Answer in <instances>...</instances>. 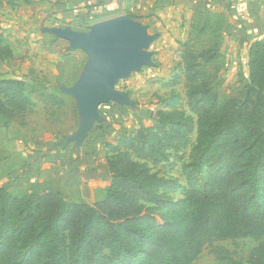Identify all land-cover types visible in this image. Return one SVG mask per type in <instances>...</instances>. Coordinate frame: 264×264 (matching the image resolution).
Returning <instances> with one entry per match:
<instances>
[{
    "label": "trees",
    "instance_id": "trees-1",
    "mask_svg": "<svg viewBox=\"0 0 264 264\" xmlns=\"http://www.w3.org/2000/svg\"><path fill=\"white\" fill-rule=\"evenodd\" d=\"M6 2L14 7L32 0ZM228 25L220 11L192 13L180 76L165 82L172 86L183 77L190 114L172 93L158 98L150 124L114 133L108 117L122 106L104 104L106 121L84 138L100 139L104 150L110 183L102 198L71 201L37 185L21 194L0 186V264H191L207 245L219 263L234 264L214 242L264 238V36L247 44L248 82L236 95L220 96L211 69ZM12 56L0 34V62ZM28 104L23 80L0 78L1 121ZM194 130L186 185L154 171L171 156L181 159ZM177 191L181 198L175 199Z\"/></svg>",
    "mask_w": 264,
    "mask_h": 264
},
{
    "label": "rangeland",
    "instance_id": "rangeland-1",
    "mask_svg": "<svg viewBox=\"0 0 264 264\" xmlns=\"http://www.w3.org/2000/svg\"><path fill=\"white\" fill-rule=\"evenodd\" d=\"M44 9V6L20 2L10 7L6 0H0V34L13 52L11 59L0 62V78L23 80L32 101L31 105L28 104L15 117L5 122L0 120V185H5L18 194L27 192L30 186L35 185L30 181V163L35 162V156L38 159L49 157L57 159L56 161L65 159L63 156L66 151L60 144L77 131L80 123L76 100L64 93L61 87L71 86L76 82L86 62V54L77 49H69L68 43L60 38L40 32L39 23L42 17L47 20L48 15ZM59 18V15H49L43 25L63 28L71 23L70 19ZM81 27L83 26L72 25V29ZM156 29L149 27L148 33L156 34ZM160 29L159 35L147 48L152 52V65L142 66L116 82L115 88L126 92L133 105L123 104L120 109H111V114L113 111L114 114L108 117L110 122L107 130L120 133L130 131L138 125L150 124V113L158 107V98H168L172 93L179 94V107L190 114L186 106L183 77L175 85L165 84L175 74L180 76L182 42L173 37L174 28L164 26ZM225 37L227 35L224 32L220 46L221 57L216 64L217 68L211 70L215 74L214 85L219 95L232 96L248 82L246 45ZM106 108L108 106L103 105L99 114H108ZM96 124L97 121L93 126ZM195 139L194 130L188 147L179 153L181 159L171 156L165 165L154 167V171L175 178L180 185L185 186V165L190 162L189 155ZM71 145L70 142L67 147ZM49 166L50 162H45L41 168L47 169ZM32 173L34 175L35 169ZM64 179L65 174L56 182L36 184V187L44 190L46 187L57 186L58 191L71 201L91 202L97 199L98 192H93L99 186L98 183L87 186L86 189L68 186ZM172 196L175 199L181 198V192L177 191ZM260 244L264 245V238H241L213 243L225 247L231 253L234 264H264V257L260 260L256 258L259 252L264 253V249L259 248ZM211 247L205 246L200 256L191 264H222L212 255Z\"/></svg>",
    "mask_w": 264,
    "mask_h": 264
},
{
    "label": "crops",
    "instance_id": "crops-1",
    "mask_svg": "<svg viewBox=\"0 0 264 264\" xmlns=\"http://www.w3.org/2000/svg\"><path fill=\"white\" fill-rule=\"evenodd\" d=\"M33 4L44 6V10L48 13L47 20L49 15L54 17L59 15L61 16L59 20L70 19L71 23L66 27L71 29L72 25L89 27L100 20L126 15L145 25L147 30L149 27L158 28L156 31L159 32L164 26L174 28L173 37L179 42H184L188 36L193 11L198 8H209L228 15L230 28L228 27L225 38L244 43L246 49L249 42L264 36V0H32L30 5ZM96 16L98 19H91ZM47 20L42 17L39 23L40 32L52 35L43 32V28L50 27L43 25V21ZM158 32H156L157 35H159ZM245 37L247 38L244 41ZM168 40L171 39L168 38ZM69 49L72 48L69 47ZM106 117L100 115L101 120L97 121V124L102 123L103 120L105 122ZM70 142L72 145L68 148L67 144ZM64 150L66 151L63 156L65 159L62 161L44 156L38 159L35 156V162L30 163V181L35 185L44 183L48 185L52 181L62 179L65 174L64 183L68 186L86 187L87 189V186L98 183L99 186L94 188L93 194L98 192L97 199L102 198L103 190L110 183V173L105 163L100 139H83L79 145L73 141L65 142ZM45 162H50L47 169L41 168ZM48 174L49 177H47ZM56 187L48 188L61 194ZM82 197L84 198V195Z\"/></svg>",
    "mask_w": 264,
    "mask_h": 264
},
{
    "label": "water",
    "instance_id": "water-1",
    "mask_svg": "<svg viewBox=\"0 0 264 264\" xmlns=\"http://www.w3.org/2000/svg\"><path fill=\"white\" fill-rule=\"evenodd\" d=\"M43 32L66 40L69 47L86 54V62L71 86H62L64 93L74 97L80 123L77 131L65 142L76 145L87 136L94 122L100 121L98 108L109 101L133 105L126 92L117 90L118 80L126 78L142 66L152 65L150 43L157 34L126 15L116 16L91 24L86 31L70 27H46Z\"/></svg>",
    "mask_w": 264,
    "mask_h": 264
}]
</instances>
